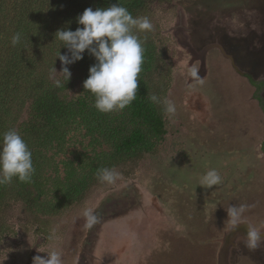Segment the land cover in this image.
<instances>
[{
	"label": "rangeland",
	"instance_id": "1",
	"mask_svg": "<svg viewBox=\"0 0 264 264\" xmlns=\"http://www.w3.org/2000/svg\"><path fill=\"white\" fill-rule=\"evenodd\" d=\"M152 4L168 40L166 99L176 107L164 138L66 215L12 208L0 264H33L53 250L62 264H264V242L253 250L237 239L248 226L264 231V116L246 78L264 80V0ZM55 69L62 77L61 62ZM68 138L70 158L87 138L78 127ZM213 169L221 182L209 188L201 179ZM244 204L252 207L232 226L228 208ZM85 208L99 217L91 229Z\"/></svg>",
	"mask_w": 264,
	"mask_h": 264
},
{
	"label": "trees",
	"instance_id": "2",
	"mask_svg": "<svg viewBox=\"0 0 264 264\" xmlns=\"http://www.w3.org/2000/svg\"><path fill=\"white\" fill-rule=\"evenodd\" d=\"M153 0H0V133L15 129L32 152L31 182L0 185V243L12 233L9 214L37 218L66 215L98 187L99 168L135 164L153 154L166 134L163 106L150 101L166 98L172 70L168 40L161 34ZM125 7L132 16H147L153 30H134L144 48L137 98L125 109L101 113L95 96L83 87L96 61L86 50L72 64L73 73L53 77V68L67 53L55 39L57 30L75 31L77 17L89 7ZM22 34L16 46L11 38ZM57 58V59H56ZM252 97L264 116V80L246 75ZM55 80L61 81L57 87ZM75 92V93H74ZM24 115V119H21ZM83 130L87 143L73 157L64 156L71 129ZM264 153V141L261 145Z\"/></svg>",
	"mask_w": 264,
	"mask_h": 264
},
{
	"label": "clouds",
	"instance_id": "3",
	"mask_svg": "<svg viewBox=\"0 0 264 264\" xmlns=\"http://www.w3.org/2000/svg\"><path fill=\"white\" fill-rule=\"evenodd\" d=\"M75 31L61 29L55 33L62 48L67 53L57 58L60 60L63 74L68 81L71 72L68 65L83 59V53H88L95 58L96 63L89 68V76L84 81L83 87L95 96L94 107L101 113L121 111L137 98L138 76L142 71L144 48L142 41L134 34L150 32L153 25L147 16L133 17L131 13L119 4L107 8L89 7L77 17ZM22 34L16 33L11 38L13 46L19 44ZM56 58V59H57ZM53 73H57L55 67ZM57 87L61 86L60 80L54 81ZM150 101L163 106V111L168 116H174L176 107L173 102L156 95L149 97ZM35 172L33 167L32 152L26 142L15 129L0 133V185L11 183L18 178L20 182H31ZM97 178L101 183L115 184L121 173L115 168L97 169ZM221 182V177L216 170L208 171L201 179V184L209 188ZM252 206H232L227 210V217L232 226H237L242 215ZM85 228L91 229L99 223V217L91 208L83 210ZM243 240L249 249H256L264 242V231L248 226L246 233L237 237ZM33 264H62L61 254L51 251L46 256H35Z\"/></svg>",
	"mask_w": 264,
	"mask_h": 264
}]
</instances>
